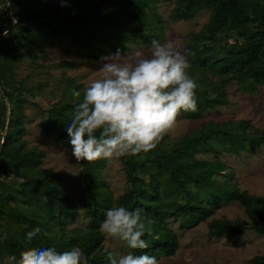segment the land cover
I'll return each instance as SVG.
<instances>
[{"label":"trees","instance_id":"trees-1","mask_svg":"<svg viewBox=\"0 0 264 264\" xmlns=\"http://www.w3.org/2000/svg\"><path fill=\"white\" fill-rule=\"evenodd\" d=\"M161 1L171 0H65L63 4L61 0H0V242L7 234L14 236L12 251L0 246V264H8L11 255L19 258L25 249L21 241L35 227L42 229V238L34 241L37 246H55L59 251L79 246L88 264H109L99 227L114 205L142 209L151 234L144 237L147 249L135 254L146 253L157 260L174 255L178 247L166 220L191 229L211 218L225 202L243 208L248 227L211 218L207 222L210 237L241 235L245 228L264 237V197L231 186L227 168L218 158L223 151L261 147L264 133L247 121L201 122L178 137L165 135L147 154L119 158L126 189L117 197L101 177L106 160L81 163L85 196L72 203L60 199V186L42 167L44 152L26 145L28 116L22 101L37 98L43 85L27 86L24 79H16L21 62H35L45 44L63 40L87 50L94 43L111 49L125 44L149 48L152 40L160 41L164 34L165 24L156 10ZM202 11L208 13V20L184 47L188 74L198 85L197 110L186 114L198 118L227 104L228 86L250 89L253 83H264V0H189L184 9H173L170 19L191 21ZM72 66L73 62L36 64L42 70ZM84 88L63 74L49 107L39 109L43 136L63 142L69 151L65 124ZM72 90L81 92V97H73ZM209 153L214 155L212 160L201 157ZM77 206L87 217L86 227L70 226L62 217ZM250 262L264 264V252Z\"/></svg>","mask_w":264,"mask_h":264},{"label":"rangeland","instance_id":"rangeland-1","mask_svg":"<svg viewBox=\"0 0 264 264\" xmlns=\"http://www.w3.org/2000/svg\"><path fill=\"white\" fill-rule=\"evenodd\" d=\"M96 1L80 0L82 3ZM188 2L189 0L161 1L156 7L165 24L164 34L160 41L171 40L182 52H184L186 40L193 33L198 32L209 17L207 12L202 11L191 21H172L170 12L175 8L184 9ZM130 27H135V24H131ZM132 48H140L145 52L148 49L143 45L132 44L115 45V48L111 49L106 45L94 43L87 50L67 40L56 41L45 44L43 53L37 57L35 62L24 59L16 70V79H24L27 86L43 85L37 98L22 101L28 116L25 121L26 131L23 138L28 147H37L44 152L42 167L49 169V177L60 186L59 197L65 203L82 200L85 196L81 165H77L71 151L66 149L63 142H56L43 136L39 127V109L49 107L51 97L57 94L58 79L63 74L75 78L78 83L86 87L98 78L102 57L115 54L118 49L121 53H126ZM59 62H73V66L49 67L47 70L36 67L37 63L47 67ZM226 91L227 104L205 112L201 117L199 116L200 118L181 112L177 117L175 127L166 135L170 138L178 137L208 120L214 122L244 120L259 132L264 133V83H253L250 89H241L236 84H232L227 87ZM201 157L212 160L214 155L209 153ZM218 158L227 168V180L231 186L248 194L264 197V143L257 151L242 150L238 153L223 151ZM101 177L114 197L125 191V174L119 158L111 162L107 161ZM62 217L70 226H88L87 217L81 206H77L74 212L63 213ZM211 218L235 221L246 228L249 222L243 208L236 202L222 203V207ZM211 218L191 229L180 228L178 222L173 219L166 220L176 236L178 247L174 255L161 256L158 259L159 264H252L250 260L264 252V237L246 228L241 235L210 237L207 222ZM13 237V234H7L0 242V246L12 251ZM103 250H113L117 253L128 251L120 242L108 241L105 237Z\"/></svg>","mask_w":264,"mask_h":264},{"label":"clouds","instance_id":"clouds-1","mask_svg":"<svg viewBox=\"0 0 264 264\" xmlns=\"http://www.w3.org/2000/svg\"><path fill=\"white\" fill-rule=\"evenodd\" d=\"M100 63L98 78L83 89L65 124L77 165L147 154L175 127L181 112L197 110L198 85L188 74V54L171 40H152L146 52L118 49ZM72 96L80 98L81 92L72 90ZM141 212L123 205L106 211L99 231L128 249L106 250L109 264H159L155 256L135 254L147 249L144 237L151 234ZM41 233L40 227L27 232L21 241L25 249L19 258L9 256L8 264H88L79 246L64 251L37 246Z\"/></svg>","mask_w":264,"mask_h":264},{"label":"built area","instance_id":"built-area-1","mask_svg":"<svg viewBox=\"0 0 264 264\" xmlns=\"http://www.w3.org/2000/svg\"><path fill=\"white\" fill-rule=\"evenodd\" d=\"M10 7V4L9 3H7L6 4V9H8Z\"/></svg>","mask_w":264,"mask_h":264},{"label":"water","instance_id":"water-1","mask_svg":"<svg viewBox=\"0 0 264 264\" xmlns=\"http://www.w3.org/2000/svg\"><path fill=\"white\" fill-rule=\"evenodd\" d=\"M15 22V21H14ZM7 118H8V115H7ZM5 134V133H4ZM2 143H3V140H2Z\"/></svg>","mask_w":264,"mask_h":264}]
</instances>
